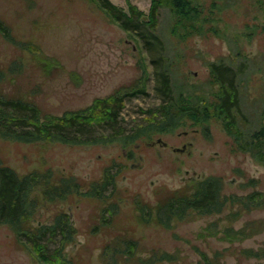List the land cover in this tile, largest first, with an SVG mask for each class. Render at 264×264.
Wrapping results in <instances>:
<instances>
[{"label":"rangeland","instance_id":"rangeland-1","mask_svg":"<svg viewBox=\"0 0 264 264\" xmlns=\"http://www.w3.org/2000/svg\"><path fill=\"white\" fill-rule=\"evenodd\" d=\"M110 1L125 11L134 5L145 13L142 19L152 2ZM193 1L199 6L196 28L182 37L171 33L170 7H158L156 33L166 45L163 54L173 59V79L184 95L209 96L217 84H212L208 62L248 59L251 70L261 68L243 90L245 112L255 125L264 107V0ZM0 19L17 40L35 47L21 49L0 34V67L14 61L22 66L0 82V93L33 102L42 115H58L131 85L142 60L147 94L126 99L120 123L129 132L155 114L161 98L150 51L138 33L112 22L94 0H0ZM201 126L186 119L173 132L127 146L0 139V164L19 174L50 173L52 184L63 176H74L81 184L79 193L64 200H46L40 188L32 192V225L49 223L58 212L74 225V241L65 247L74 264H140L139 259L156 252L170 253L173 260L155 264H264V257L248 253L264 245V204L246 208L235 199L255 191L264 194V165L237 148L218 118L209 120L207 134ZM110 165L119 170L115 189L109 188L106 198L85 195ZM208 175L223 180L221 212L190 213L171 228L140 219L138 203L156 205ZM129 240L136 242L132 256L120 252ZM0 264H38L5 224H0Z\"/></svg>","mask_w":264,"mask_h":264},{"label":"trees","instance_id":"trees-1","mask_svg":"<svg viewBox=\"0 0 264 264\" xmlns=\"http://www.w3.org/2000/svg\"><path fill=\"white\" fill-rule=\"evenodd\" d=\"M94 1L112 22L128 32L138 33L146 49L150 51L156 77L155 90L161 98L155 114L129 132L120 123V113L126 99L147 94V68L140 60V74L134 83L120 87L109 96L96 98L83 108L66 110L58 115H42L33 102L0 93V139L69 145L116 142L127 146L142 137L150 139L156 133L173 132L186 119H191L192 125H202L203 133L207 134L209 120L215 117L232 136L238 149L249 152L257 162L264 165V107L259 116L254 118L256 124H252L245 112L243 95L252 74L260 71V67L251 70L248 59L238 62V57L235 60L223 59L225 62H208L212 84H217L209 96L207 93L190 92L184 95L181 86L173 79V59L163 54L166 45L161 35L156 33L158 7H170L173 13L171 33L182 37L196 28L195 19L199 15V6L193 4V0H151L147 19L141 18L145 13L134 5H129L128 11H125L110 0ZM0 34L21 49H35L29 42L17 40L2 19ZM159 49H162L161 53L155 54ZM21 68L17 61L11 62L6 68L0 67V82L8 75L16 74ZM112 167L110 165L104 168L100 181L91 183L83 193L106 198V191L111 187L112 190L115 189L119 172H114ZM51 177L50 173L37 171L19 174L12 167L0 164V224L10 228L24 248L34 254L38 264H74L67 257L65 247L74 241L76 229L65 212L56 213L49 223L34 226L30 222L36 210V201L32 197L36 188L41 189L42 195L48 201L64 200L70 194L79 193L81 189V184L74 176L60 177L53 184ZM187 187L185 191L181 190L166 199H160L153 206L138 203L140 219L171 228L174 221L182 220L190 213L209 215L223 210L226 199L222 194L223 180L220 176L208 175ZM235 199L240 200L246 208L264 204V194L257 191ZM115 206L112 204L110 208ZM135 248L136 242L129 240L120 252L132 256ZM248 253L264 257V245L257 250L250 249ZM203 258L208 261L204 254ZM172 260V254L156 252L139 259V262L155 264L158 261Z\"/></svg>","mask_w":264,"mask_h":264},{"label":"water","instance_id":"water-1","mask_svg":"<svg viewBox=\"0 0 264 264\" xmlns=\"http://www.w3.org/2000/svg\"><path fill=\"white\" fill-rule=\"evenodd\" d=\"M156 141H157V142H159V141H160V139L158 138Z\"/></svg>","mask_w":264,"mask_h":264}]
</instances>
